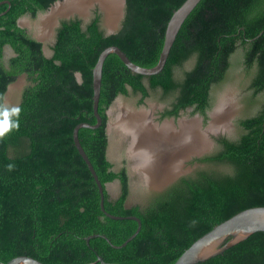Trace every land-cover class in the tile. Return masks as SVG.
<instances>
[{"label":"trees","instance_id":"trees-1","mask_svg":"<svg viewBox=\"0 0 264 264\" xmlns=\"http://www.w3.org/2000/svg\"><path fill=\"white\" fill-rule=\"evenodd\" d=\"M0 0V112L8 84L24 74L18 127L0 137V264L18 255L45 264H84L97 255L122 264H173L199 236L236 212L264 205V0H200L182 23L164 67L156 74L133 73L115 53L103 63L97 128L81 127L80 143L102 184L120 181L105 209L133 219H113L100 208L98 187L72 138L79 122L95 123L92 68L99 53L118 46L135 63L151 67L159 58L166 24L184 0H126L121 27L105 34L100 13L82 25L63 19L56 29L52 55L17 19L36 17L55 0ZM8 8V9H7ZM12 55L3 59V46ZM188 64V66H186ZM248 78L256 111L238 119L234 138L220 137L218 149L195 158L206 164L182 176L144 205L126 206V167L112 169L107 158L106 110L118 94L142 98L160 91L171 98L163 115L192 106L206 119L210 92L235 68ZM79 72L78 79L76 73ZM8 110V109H7ZM3 116L0 115V120ZM194 264H264V231H257L221 254Z\"/></svg>","mask_w":264,"mask_h":264},{"label":"water","instance_id":"water-1","mask_svg":"<svg viewBox=\"0 0 264 264\" xmlns=\"http://www.w3.org/2000/svg\"><path fill=\"white\" fill-rule=\"evenodd\" d=\"M66 0H55L47 9L43 11H39L36 15L35 21L39 20V18L46 16L49 14L56 6L59 4H62ZM105 1V0H104ZM101 2V0H91V1H82L78 5L75 6V8L68 10L65 13H61L58 15H55L53 17V20L50 24L49 34L53 33L54 27L58 24L60 20L63 19H71V18H79L82 21L86 23L89 17V10L91 8L96 7L99 11L100 15V21H99V26L103 30L105 34H110V33H115L119 30L121 27V22L124 17L125 13V5H126V0H116L117 1V8L116 11H114L113 15L109 12L108 6L104 3ZM200 0H184L181 5L176 8L173 13L171 14L166 27H165V32H164V40H163V45L159 54V58L157 63L154 66L151 67H146V66H141L135 62H133L126 54L125 52L120 49L118 46L115 45H109L105 47L98 55L97 60L92 68V108H93V115L96 118V122L91 124L88 122H79L77 123L72 131V138L74 145L81 156V158L84 160L85 164L87 165L90 173L93 176V179L98 187L99 195H100V208L103 212L104 215L107 217L113 218V219H133L137 222V227L135 231L128 236L121 244L116 245L114 243H111L108 237L102 234H91L88 235L85 240L86 243L89 244V239L93 236H102L105 238L113 247L115 248H120L124 246L128 241H130L135 235L138 233V231L141 228V221L140 219L135 216V215H116L108 212L105 209L104 206V189L108 191V183H111L115 181L116 179L112 180L111 182L105 183L104 185L98 178V175L88 158L85 150L83 149L79 136H78V131L81 127H87V128H97L101 124V116L98 112V103H99V97H100V88H101V78H102V67L104 60L106 56L109 53H115L120 60L126 65L127 68H129L133 73L141 74L143 76H149L158 73L161 71V69L164 67V64L166 62V59L168 57L170 48L176 38V35L186 19V17L189 15V13L193 10V8L197 5V3ZM3 2H6L8 4V8L10 6V1L5 0ZM7 8V9H8ZM6 11V10H5ZM5 11L0 12V15L4 14ZM31 16L30 14H28ZM23 16V15H22ZM17 24L21 27H25L28 34H30L31 37L34 39L40 41L43 43L45 40H47L46 36L39 34V29L37 28H31L29 29V26H26L22 20V17H19L17 19ZM52 32V33H51ZM5 46L4 45L3 49ZM10 47V46H9ZM42 48L44 49V46L42 45ZM46 55V54H45ZM52 55L49 54L47 56ZM21 76H24V74L18 76L13 82L8 84L7 89L4 93V98H3V103L4 106L9 109L7 105V101L9 100V97L13 93L14 90L19 88L20 85V78ZM77 78H80L79 72L76 73ZM123 94H118L112 103L109 105V107L106 110L108 119L106 122V134L108 137L109 143H111L113 132L111 133L110 130V123H111V117L109 115L113 111L114 108V103L118 99L119 96ZM218 106V105H217ZM132 110H145L144 107H139L138 109H133ZM217 107L214 108L212 111L209 112L210 119L208 120L207 125L205 128L199 127V122L196 123V127L199 131L201 132H206L204 137L208 136L209 134H224L225 131L224 129H218L214 130L211 129V124L213 122V112L216 111ZM148 111V110H146ZM228 119V116H227ZM173 117L169 119H164L162 122L157 123V122H152L151 119H149L150 123L153 124L154 126H160L161 124L167 122L171 127L176 128L173 125ZM194 120V119H190ZM183 121V120H182ZM180 122L178 120V126L180 125ZM121 128V127H120ZM127 129V128H126ZM118 130V129H117ZM128 133V131L126 132ZM130 133V132H129ZM227 135V134H226ZM108 147V146H107ZM209 147H199L197 149L187 151L183 156H181L178 161H177V168L176 169H169V170H164L165 172L157 173L156 175H152L153 178H151V181L148 180L144 175H141L138 173L136 170H133L131 165H129L130 168L128 169V178H130L132 175L137 174L139 177L140 183L143 185L145 188L146 193L144 194L145 196L150 195V192H155V191H161L164 188H166L170 183H172L179 175L180 173H183L184 170L181 169L180 167V160H185V159H190L193 156H200L208 152ZM108 149V148H107ZM108 151V150H107ZM109 152V151H108ZM107 152V158L111 161V159L108 157L109 153ZM130 154V152H129ZM128 184H129V194L132 191L134 185L132 184V181L128 179ZM129 194L128 197L126 198L125 205L127 206V201L129 199ZM257 231H264V205H259V206H251L247 207L245 209H242L235 214L231 215L227 219L223 220L222 222L214 225L210 230L199 236L197 239H195L179 256L178 258L173 262V264H194L200 261H205L215 255L221 254L223 251L228 249L229 247L233 246L237 242L245 239L247 236L250 234L257 232ZM6 264H45L42 261L29 256V255H18L13 258H11ZM84 264H122L119 262H110V261H105L101 256L97 255V259L93 262L89 263H84Z\"/></svg>","mask_w":264,"mask_h":264},{"label":"bare ground","instance_id":"bare-ground-1","mask_svg":"<svg viewBox=\"0 0 264 264\" xmlns=\"http://www.w3.org/2000/svg\"><path fill=\"white\" fill-rule=\"evenodd\" d=\"M82 1L91 0H66L56 6L49 14L39 18L37 20L39 23L36 25L39 34L47 38L53 17L75 8ZM103 1L101 0L102 3ZM104 3L113 15L117 8V1L105 0ZM221 101L216 111L213 112L214 119L210 127L214 130L228 126L227 116L232 105L229 100ZM123 107H125L123 102H118L117 107L114 108L115 113L112 114L110 123L111 133H119L120 136L128 131L127 134L131 136L129 151L136 159L131 167L141 175L145 174L150 181L153 178L152 175L165 172L164 170L176 169L178 159L187 151L208 146L204 137L205 133L197 129L195 120H183L177 129L171 127L167 122L160 126H154L148 119V112L140 110L127 112L126 110L123 113Z\"/></svg>","mask_w":264,"mask_h":264},{"label":"rangeland","instance_id":"rangeland-1","mask_svg":"<svg viewBox=\"0 0 264 264\" xmlns=\"http://www.w3.org/2000/svg\"><path fill=\"white\" fill-rule=\"evenodd\" d=\"M35 17H31L28 14H25L22 16V20L26 26H29L28 28H37L36 25H38V21H35ZM36 26V27H35ZM48 41V40H47ZM45 52L49 54L50 50L47 47V43L45 44ZM5 51V58L8 55H11L13 51L9 48V46L4 47ZM188 66V64H186ZM27 84V79L25 76H21L20 78V85L19 88L13 91L11 96L9 97V100L7 101L8 107L14 108L16 103V97L18 92L20 91L21 87L25 86ZM159 91H154L152 96H149L145 100H141L136 96L135 94H128V95H121L118 97V99L114 103V108L117 107L118 102H123V113L126 112H132V109H138L139 107H144L145 110H140L144 112H148V119H151L152 122L160 123L163 120H157L156 115V109L155 104L158 105V103L161 101V96H159ZM259 96L256 98H251V90L248 89V78L244 75V73L241 71V67L235 68L234 70L230 71L224 81H222L220 84H217L212 87V97H211V107L209 108V112L212 111L214 108L218 107L219 104L222 102L221 100H229L231 106V111L228 114L227 119V128H223L225 131V135L228 136H236L241 131L240 126L238 125L237 121L242 116H248L252 115L256 109L259 102ZM221 101V102H220ZM151 104V105H150ZM218 105V106H217ZM113 108V111L109 115V117L112 118V114L115 113V109ZM148 110V111H146ZM169 119V118H168ZM190 119H194L196 123L199 122L200 129L205 128L208 121L206 119L204 120L202 116L199 114H195L193 111V108H188L180 113V116L178 119H173V125L175 127H178V120H188L193 121ZM210 119V115H208V120ZM176 120V121H175ZM174 128V127H173ZM119 132V131H117ZM206 133V132H205ZM206 135V134H204ZM112 140H113V149L114 152L113 155L111 154V162L115 164V168L118 167V165H126V168H130L131 163H135L136 159L131 155H129L130 150V140L131 136L130 134L124 133L119 136V133L115 134L113 133ZM212 136H215L214 134H209L206 136V141L208 143V147H210V139ZM209 149V148H208ZM128 155V156H127ZM189 159L180 160V167L184 170L185 173L191 171V165L188 164ZM193 166V165H192ZM128 170V169H127ZM129 176V174H128ZM132 181V184L134 185L132 191L129 194V199L127 201V206H131L134 204H140L144 205L147 202L148 196H145L146 193L145 188L139 181V177L137 174L132 175L129 178ZM108 193L111 197L117 196L119 193V184L118 181L115 180L111 183L107 184Z\"/></svg>","mask_w":264,"mask_h":264},{"label":"flooded vegetation","instance_id":"flooded-vegetation-1","mask_svg":"<svg viewBox=\"0 0 264 264\" xmlns=\"http://www.w3.org/2000/svg\"><path fill=\"white\" fill-rule=\"evenodd\" d=\"M95 10H97L98 11V9L96 8V7H94V8H91L90 10H89V17H88V20L86 21V23L87 22H89L91 19H92V17L94 16V12H95ZM99 12V11H98ZM20 17H22V16H20ZM61 21V20H60ZM60 21L58 22V24L54 27V29H53V33L52 34H49V37L47 38V40H45L43 43H42V45L43 46H45V44L47 43V47L49 48V50H50V52H49V54H51L52 53V50H51V46L54 44V41H55V35H56V29H57V27L59 26V24H60ZM84 21H82V25H84V24H86ZM11 50H12V48L11 47H9ZM43 49V48H42ZM3 51V59L5 60V62L12 56V55H14V52L11 54V55H8L6 58H5V51H4V49L2 50ZM13 51V50H12ZM43 52L46 54V55H49V54H47L46 52H45V47H44V49H43ZM22 75V74H21ZM25 76V75H24ZM24 87V86H23ZM23 87H21V89H20V91L18 92V94H17V97H16V103H15V106L14 107H17L18 106V104H19V102H20V98H21V93H22V89H23ZM130 93H132V94H135L136 96H138V98L139 99H141L142 101L143 100H145L146 98H148L149 96H152L153 95V93H154V91H150L149 92V94L147 95V96H145V97H143L142 98V96H141V94L138 92V93H133V92H131V90L129 91V94ZM159 94H160V91H159ZM124 95V94H123ZM159 96H161V95H159ZM210 97H212V89H211V92H210ZM161 103L159 102L158 103V105H156L155 104V109H156V115H157V120H163V119H168V118H171V117H173V119H178L179 118V116H180V113L182 112V111H184V110H186V109H188V108H193L192 106H189V107H186L185 109H181V110H179V112H178V115H176V116H174V115H163V112L165 111V109H168V108H170V102H171V98H166V99H161ZM151 105V104H150ZM211 107V106H210ZM209 107V108H210ZM209 108L206 110V121H208V115H209ZM9 110V109H8ZM195 114H199L200 116H202L203 117V115L201 114V113H199V112H196L195 111ZM245 116H242V117H240V118H244ZM239 118V119H240ZM176 121V120H175ZM178 127H176L175 129H177ZM237 136V135H236ZM236 136H228V135H224V134H218V135H215V136H212V138L210 139V147H209V150H208V152L207 153H205V154H203V155H200V156H193V157H191L189 160H188V164L189 165H191V171L190 172H187V173H185V172H183V173H180V175L173 181V182H175L177 179H179L180 177H182V176H187V175H191V174H193L197 169H199V168H202V167H205L206 166V164L205 163H203V162H198L197 160H195V158H198V157H201V156H204V155H209V154H212L213 152H215L217 149H218V147H219V144H218V139L220 138V137H228V138H234V137H236ZM113 140H111V143H109V141H108V153H109V155H108V157L111 159V154L113 155V153H115L114 152V149H113ZM107 152H106V155H107ZM128 156V155H127ZM113 164V163H112ZM193 165V166H192ZM123 165H118V167H116L115 168V164H113L112 165V169L114 170V171H118L121 167H122ZM125 167H126V165H125ZM126 172H127V175H128V170H127V168H126ZM117 181H118V184H119V191H120V181L118 180V179H116ZM172 182V183H173ZM172 183H170L169 185H171ZM168 185V186H169ZM167 186V187H168ZM166 187V188H167ZM165 189V188H164ZM163 189V190H164ZM163 190H161V191H163ZM157 192H160V191H155V192H150V195H148V198L151 196V194H154V193H157ZM119 194V193H118ZM117 194V195H118ZM116 197V196H115ZM148 200V199H147Z\"/></svg>","mask_w":264,"mask_h":264},{"label":"clouds","instance_id":"clouds-1","mask_svg":"<svg viewBox=\"0 0 264 264\" xmlns=\"http://www.w3.org/2000/svg\"><path fill=\"white\" fill-rule=\"evenodd\" d=\"M20 112L18 107L11 108L10 111L5 109L0 112V115L3 116V119L0 120V137H4L7 133L12 131L14 128L18 127V120H10V114L17 116Z\"/></svg>","mask_w":264,"mask_h":264}]
</instances>
